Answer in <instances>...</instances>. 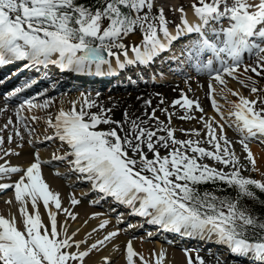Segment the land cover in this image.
Returning a JSON list of instances; mask_svg holds the SVG:
<instances>
[{"label": "snow or ice", "instance_id": "1", "mask_svg": "<svg viewBox=\"0 0 264 264\" xmlns=\"http://www.w3.org/2000/svg\"><path fill=\"white\" fill-rule=\"evenodd\" d=\"M191 7L197 17L195 21L188 18L183 5L178 9L172 6L173 11L180 13V23L175 24L173 32L164 7L157 6L155 0H0V64L26 58L30 65L51 62L77 72H101L107 64L108 70L115 72L126 65L150 66L167 53L171 66L184 70L185 74L193 66L198 72L208 73L210 95L219 91L222 96L232 92L238 97L231 101L233 108L227 113L221 110L215 95H212V104L223 120L240 134L239 142L247 152L246 162L231 147L225 123L215 117L207 125V143L212 147H205L191 137L178 138L176 129L162 121L155 108L148 120H129L130 127L126 128L125 121L112 120L110 114L105 116L110 109L102 105L100 112L89 111L97 101L88 94L72 100L70 108L61 106L54 114L47 113L44 117L54 129L48 138L59 137L68 145L67 151L54 154L53 158L66 160L71 155L68 162L83 179L90 180L95 189L106 195L111 194L115 201L130 205L132 213L185 236L214 239L227 245L233 254L250 255L264 264V212L246 203L248 198L259 199L254 189L264 191V179L242 171H259L249 140H264V95L260 94L264 88H258L256 80V76L264 77V0H231L230 3L229 0H191ZM154 8L157 10L153 11ZM137 29L142 37L139 43L126 44L125 37ZM129 48L134 55H129ZM245 53L256 57L254 63L245 62ZM112 57L116 59L115 65ZM250 72L256 75H249ZM227 76L247 82L255 95L250 97L229 88ZM213 79L224 87L217 89ZM18 90L13 89L7 95L11 97ZM181 99V107L201 108L197 100L187 95ZM54 102L52 96L42 100L29 97L17 104L14 111L24 126L34 131L29 121L41 117L26 115L25 110L47 108ZM146 103L150 104L151 100ZM164 111L168 113L167 108ZM168 117L170 122L171 113ZM8 120L15 124L11 117ZM153 121L157 127L152 126ZM102 122L114 123L117 127H98ZM3 127L8 128V124ZM14 131L20 135V126L16 125ZM186 131L199 134L201 130ZM12 138L13 133H9L7 139ZM4 141L0 130V145ZM20 143H24L23 136ZM161 144L169 151L162 154ZM14 151L8 147L4 154ZM34 155V161L26 168L7 161L0 163V176L23 172L14 182L0 183V189L14 187L24 225L19 227L14 215L0 214V264H85L93 250L107 244L121 230L108 231L81 248L89 235L110 221L104 218L85 234V240L75 239L79 229L69 232L67 220L58 226L57 212L52 211L50 204L72 219L77 213L62 207L60 193L51 190L42 175L44 161L38 151ZM206 157L223 166L209 164ZM57 174L66 175L59 170ZM206 184L213 187L201 188ZM228 188L234 189V194ZM41 201L50 224L42 219ZM71 203H79L74 194ZM102 215L92 213L94 217ZM122 218L118 214V219ZM184 251L188 264H194L190 250ZM137 257L142 264H152L129 239L127 264H137ZM165 257L166 250L161 249L155 255V264H164ZM108 261L110 257L104 256L101 264ZM196 264H204V258L197 255Z\"/></svg>", "mask_w": 264, "mask_h": 264}, {"label": "bare ground", "instance_id": "2", "mask_svg": "<svg viewBox=\"0 0 264 264\" xmlns=\"http://www.w3.org/2000/svg\"><path fill=\"white\" fill-rule=\"evenodd\" d=\"M162 1L163 2H169V5L166 4V8H168V9L171 8L170 12L171 13H173V12L177 13V14H179L178 16L180 17V13H178V10L177 11L172 10L173 5H175L178 9V7L180 6L179 0H171V1L170 0H162ZM229 1L231 2V0H229ZM184 2L185 3L183 4V6L187 9L188 18L190 20H193V21L197 20V17L195 16V14L192 10V7H191V0H184ZM177 20H178V18H177ZM169 22H171V21H169ZM225 23H226V21H225ZM169 27L173 32H175V28H173L174 26L169 24ZM133 39L136 40L135 41L136 43H139L141 38L136 36ZM156 61H158V60H156ZM164 76H165V78L167 77V75H165V74H164ZM152 78H153V74H152ZM133 88H135V87H133ZM179 88H180V84L177 82L172 83V84H167L166 86H163L160 88L161 95L163 98H165V101H167L168 100L167 98L172 97V95H174L175 92L179 91ZM55 93H57V90H55ZM227 93H228V95H230V99H233L236 96L232 92H227ZM231 94H233V96H231ZM109 95L110 94L106 95V93H99L98 96L96 95V93L94 95H90L95 101H97V103H94L93 106L91 107V109H89V111L95 112L102 105L105 108L110 109V113H106V116L110 114L112 117V120L125 121V127L126 128L130 127V125L127 123L129 120H137V122L148 120L149 119L148 114L150 112V104L155 105V103L159 100V99L157 100V98L155 97V92L153 91V89L147 88V87L137 88V90L133 91V92H127V93L122 92V94H115V95L111 96V98H109ZM6 96H8V95L6 94ZM175 96H176V94H175ZM59 97H55L54 103L55 104L57 103L58 105L62 106L63 104L61 102V99L60 100L58 99ZM20 98H22V97H20ZM173 98H170V99L172 100ZM149 99L151 100L150 104L146 103V101ZM205 105H207V103H205ZM60 106H58V109ZM161 108H163V107H161ZM126 110H127V116L125 115ZM157 110H159V109H157ZM212 111L213 110H211V112ZM36 112H37V109H34L31 112L28 111L26 113H27V115L31 116V115H35ZM47 113H49V112H47ZM156 113H157V111H156ZM212 114H213V112H212ZM160 117H162V116L160 115ZM214 117H215V114H214ZM36 121H38V120H36ZM39 122H42V121L39 120L38 123ZM100 125L103 128L104 127L105 128L117 127V125H115L114 123H103L102 122ZM100 125H98V126H100ZM39 130H40V132L42 130L41 134H43L40 136L41 141L46 140L47 136H49L54 131V129L52 127L49 128V125H47L45 128H41ZM118 131H119V129H118ZM47 140H49V139H47ZM262 144H264V140H262ZM33 146L32 145H24L22 147L19 146V149H22V151L24 153L29 154L28 157L20 156L19 159L10 160V159L6 158V155H5V157L0 156V160L5 158L4 162L7 161L10 164L21 165L24 168H26L35 159V156L33 155V151L35 150L36 147H33ZM251 149H252L254 155L255 156L257 155V157L259 158V160H260L259 162H261L262 166H264V162L261 161V158H263L264 156L261 157V155L258 154L259 153L258 149H256L255 147H251ZM39 153H40L41 160L44 161L41 164L42 175H43L44 179L46 180V182L49 184L50 189L54 190V191H58L60 193L62 207L69 208L71 211L77 213L76 218L72 219L70 217H67L65 212L57 210L53 204H50L52 211L57 212L58 226H59L60 222L67 220L69 232H71L77 228L79 229V232L77 233L75 239L85 240V234L90 232L91 229L96 228L97 224H99L104 218H107L110 221L109 224L106 225L103 229H96L95 233H93L92 235H89L86 239V242L81 245V248L89 246L97 238H102L104 235H106V233L108 231H112L115 228H119L121 230L117 234V236L114 237L107 244L93 250V252L90 253L88 257H86L85 264H101L102 258L104 256H109L110 260L113 258H116L118 253L120 252V250H123V251L126 250V244H127V241L129 239L132 240L133 247L138 252H140L142 254L150 253L149 256L150 255H156L159 253V251L161 249H164V250H166V255L170 254V256H171L168 259H173L175 264H186L185 257H188V255L185 253V251L181 252L180 250H175L171 245H169L168 243H165L161 240H158V239L153 240L151 238V234L152 235L156 234L155 231L154 232L151 231L148 233H142V234L140 233L138 235L128 237V234L132 231L131 229L135 228L137 226V223H134V221H131L125 227H119L121 219L111 218V213L113 211L108 212L105 210H98L97 208L93 207L94 205H97L95 203H92V201H94V199L90 198L87 200V199L81 197L84 191L73 189L72 185L75 184L73 180L67 181V179H62L61 176L59 174H57V170H59V172L62 173V171L59 168L56 167V169H54V171L53 170L49 171V169H46L45 165H43V164L47 163V162H48V164H51L52 162H54L53 161L54 159H52V160L47 159L45 150H39ZM51 155H52V153H51ZM21 175H23L22 171L12 173L10 177L6 176V175L1 176L0 177V183L14 182ZM79 181H82V177L79 179ZM90 185L92 186V183H90ZM12 193L13 194L6 195V197H4L5 199L3 201H0V202H5L4 205L0 206V214H3L5 216L14 215L16 220H17V225L19 227L23 228L22 227V225H23L22 214L20 212V202L17 201L15 198V189H14V191H12ZM73 194L79 200V203H77V204L71 203ZM9 198H11L10 202H9ZM14 201H17V207H18L17 214L14 213V210H13V202ZM28 208H29V210L32 209L30 202L28 204ZM39 211L42 214V219L44 220V222L46 224H50V220H49V217L47 215V209L43 205L42 201L39 204ZM94 212L102 213L103 215L94 217V216H92V213H94ZM85 221H87V223H85ZM128 225H131V227H129ZM136 232H137V230H136ZM173 239H174V237H172L171 239L167 238V240H169L171 243L172 242L175 243L176 239H174V240ZM84 245H87V246H84ZM114 245H118V247L114 248ZM153 250H155V252H153ZM123 251H121V253ZM151 259H153V257ZM149 260H150V258H149ZM187 261H188V259H187ZM240 261L246 262L244 259H242ZM117 262L118 263H116V264H127L126 262H124V260H120V259ZM105 264H109V261L105 262ZM137 264H142V262L138 260ZM237 264H239V263H237Z\"/></svg>", "mask_w": 264, "mask_h": 264}, {"label": "rangeland", "instance_id": "3", "mask_svg": "<svg viewBox=\"0 0 264 264\" xmlns=\"http://www.w3.org/2000/svg\"><path fill=\"white\" fill-rule=\"evenodd\" d=\"M179 1H180V4L179 5H183L185 3L184 0L183 1L182 0H179ZM164 3H166V4L169 5V2H164ZM158 4L161 5V6L164 5L162 2L161 3L160 2L158 3L156 1V5H158ZM166 9L170 12L171 11V8L168 9V8L165 7L166 16L169 14L167 16L168 17L167 19L169 21L174 22V21H177V18H178V21L180 22V19H179V16H178L177 13H174V12L173 13H171V12L169 13ZM156 10H157V8H154L153 9V11H156ZM178 13H179V11H178ZM177 23L178 22H176L175 24H177ZM136 36H138L139 38H142L138 29L133 34H130L128 37H125V43L130 45L131 43L135 42L136 40H134L133 38H135ZM113 50L116 51V49H113ZM129 50H131V48H129ZM255 59H256L255 56L249 57L245 53V62L246 63H249V64L254 63ZM159 70H163L162 72H167L166 71V68L165 69H159ZM189 71L190 72H193L192 69H189ZM157 75H159V73H157ZM249 75H256V74L250 72ZM241 76H243V73H241ZM179 77H181V79L178 80V82H180L179 91L178 92H175L174 95H172V97H168L167 98L168 99L167 101H165V98L162 97L161 91H160L161 86H166L165 85L166 83L165 84H152V85H150V88L153 89V91L155 92V97L157 98V100L158 99L159 100L156 102L157 104L155 103V105H151L150 104V112L148 114V118H150V113H151L152 109L155 108L156 111H157L156 115L158 114L157 116H159V117L161 115L162 117H160V119L162 121H165L166 123L169 124V126L174 127L176 129L175 135L178 138L187 139V138L191 137L194 140L200 141V143L203 146H205V147H212V145H209L207 143V131H208L207 125H208V122L211 120L212 117H214V114H215V118H216L217 121H220V122H224L225 123V129L224 130H225L228 138L232 140V146L231 147H233L235 149L236 154L241 157L242 162H246L247 152L243 148L242 144L239 142L240 141V134L233 127H231L230 125H228L223 120V118L220 116V114L215 110L216 109L215 106L212 104V95H215V98L219 102V105H220L221 110L223 112L227 113V112L231 111L232 108H233V105H232L231 101H235L238 98L235 96L233 99H230V95H228L227 92L225 93L224 96H222V95L219 94V91H217L214 94L212 93L210 95L209 94L210 93V89H209V79H210V75L208 73L198 72L197 71V72H195V74H181ZM189 77H191V78H189ZM202 78H203V81H202ZM226 79H227V82H228L227 86L229 88H232L233 87L232 89L238 90L242 94L249 95L250 97L255 95L254 93H252L250 91V88L247 86V82L241 83L240 81L236 80L232 76H227ZM194 80H197V81L194 82ZM256 80H257V87L258 88H264V77L256 76ZM213 83H214V86L215 87L217 86L216 87L217 89H219L221 87H224L223 85L219 84V82H216L214 79H213ZM191 84H192V86H191ZM84 91H85V89L84 90L83 89H80V91H79V89H75V90L73 89L71 91H59L58 93H55V95L56 94H61V95H63V94L75 95V94H77L79 92H81V94H84ZM92 92H94V93L96 92L98 94L100 93L99 90H96V91L93 90ZM122 92L123 93H127V91L116 90V91H114L112 93H106V95L107 94H110L109 95V98H111L112 95L121 94ZM85 94H87V93H85ZM175 94H176L177 97L175 96ZM260 94L261 95H264V91H262ZM184 95H187L190 99L197 100L198 103L200 104L202 110H201V108H197L195 105H193L192 108H188L187 106L181 107L180 105L183 104V100L181 99V97L184 96ZM46 96H50V95H46ZM59 96H57V97H59ZM231 96H233V94H231ZM72 98L73 97H68L66 99L63 98V102H62V99L60 97L58 99L59 100L61 99V102L63 104L62 106L65 109H68V108H70L72 106L71 105V101L74 100ZM170 98H173V99L171 100ZM173 100H177L178 103L177 104L171 103ZM6 101L7 100H4V99H1L0 98V103H1L0 110H2V107L4 106V103ZM205 103H207V105H205ZM79 104H80V101L78 100L77 101V107L79 106ZM11 105H13V104H8L7 106L9 107ZM16 105H13L14 106V109H15V106ZM53 105H54V107H52ZM58 106H60V105H58L57 103L56 104L55 103H52L51 106H50L52 108L51 109H48V110L46 109V111H42V116L45 117L48 111H50L49 113H53L54 114L58 110ZM50 107H47V108H50ZM55 107H57V110H56ZM161 107H163V108H161ZM165 108H167L168 113H171L170 122H169L168 113H166L164 111ZM14 109H13V112L11 114H14L15 113ZM42 109L43 108H40L39 111L42 110ZM100 109H101V106L96 111L99 112ZM157 109H159V110H157ZM8 110H6V113L3 112V113H5L4 115L0 116V130H2V134L5 136L4 144L3 145H0V148H3L4 151L3 152H0V154H4L7 151V148L8 147H12V148L15 149L16 147H19V146L22 147V146H24V145H19V136L16 137L17 135L15 134V131H14L15 126L16 125H19V119L18 118H14L13 115H11V114L6 115L8 113ZM211 110H213L212 111L213 114H212ZM26 111L28 112V110H26ZM37 111H38V109H37ZM101 111H102V109H101ZM0 114H1V112H0ZM26 115H27V113H26ZM104 115L106 116V113H104ZM201 116L204 117L203 120L199 119ZM9 117L12 118V121H14L15 124L9 123V120H8ZM42 122H39L36 125H39V127L41 125H44L41 128H45L47 126V123L45 121H42ZM5 124H8V128H6V129L3 127ZM154 124H155V122L153 121V125L152 126L153 127H157ZM41 128H39V129H41ZM192 128L200 129L201 131L199 132V134L191 133V132L186 131L187 129H192ZM39 132H40V130H39ZM41 132H42V130H41ZM9 133H13V138H12L11 141H9L7 139V136H8ZM161 134H163V132H161ZM37 135H38V132L37 131H31L27 138L28 139H33V141H34V139L36 138ZM22 136H25L26 137V135H24V134ZM25 137H23L24 138V141L26 140ZM201 138H203V139H201ZM39 140H40V137L38 138V140H37L36 143L35 142L32 143V146L35 144L33 147H36V149L38 148L36 145L43 144V143L40 142L41 140L40 141ZM58 141L63 144L62 141H60V140H58ZM55 143L56 142H53V141L52 142H47V145L46 146L47 147H53L55 145H58L57 143L56 144ZM249 145H250V147H255L256 149H258V151H259L258 154H260L261 157L264 156V146H263L264 144L262 145L261 139H251V140H249ZM40 150H45V149L41 148ZM160 150H161V153L162 154H164L165 152L169 151V149H165L162 144L160 145ZM65 151L66 150L54 149L51 153H52V156H54V154L59 155L60 153H63ZM45 153H46V150H45ZM51 153H48V152L46 153L47 159L52 160V158H49L51 156ZM148 154L149 155H152L151 152H149ZM0 156L5 157V155H0ZM20 156H26V157H28L29 154L24 153L22 151V149H19L18 148L15 153L13 152V153H9L8 156L6 155V158H8L10 160H16V159H19ZM4 159L0 160V163H3L4 162ZM205 159H206V161L209 164H214L217 167H222L223 166L219 162H216L211 157H206ZM256 159H257V168L259 169V171H249L247 169H242V171H243V173L245 175H251L254 178L264 179V166H262L261 162H259L260 160L257 157V155H256ZM56 161L52 162L51 164H55ZM261 161L264 162V157L261 158ZM65 163H68V162L66 161ZM46 164H48V162L43 164V165H45L46 169H49V171H52L48 166H46ZM57 165H62V163H57ZM70 167H72L71 164H66L65 166L59 167V169L61 171H63L62 173H66V175H60L62 179H67V181H68V180H74V179L77 178V176L79 175V172H71L70 169H69ZM54 169H56V166H54ZM76 187H78V186H76ZM12 189H14V187L13 188L12 187L9 188L10 191ZM78 190H80V189H78ZM5 192L6 191H3V192L0 191V195L1 194L2 195H5L6 194ZM3 193H5V194H3ZM84 197L86 198L87 196L84 195ZM4 203L5 202H1L0 206L4 205ZM13 205H14V203H13ZM13 210H14V213L17 214V212H18L17 210L18 209L15 208V207H13ZM22 227H24V225H22ZM138 234H140V233H138ZM180 246H182V245H175L174 246V249L175 250H181V247ZM121 251H123V250H120V252L118 253L117 257L116 258H113L112 260H110L109 264H116V263H118L117 261H119V259L120 260H126L127 261L126 252H125L126 250L124 252H122V253H121ZM191 252H192V257H193L194 264H196L197 252H195V251L194 252L191 251ZM149 254L150 253H148V254L145 253L143 255H145V258H147V259L150 258V260L152 261V263L155 264V262H154L155 261L154 260L155 255L154 256H152V255L149 256ZM199 256H201V257L204 258V264H235L236 263V262H229V261H227L225 259H221L218 256H216V254H213V253L202 254V255H199ZM152 257H153V259H151ZM170 257H171L170 254H167L166 255L165 260H164V264H175L174 261H173V259H168ZM220 257H222V256H220ZM185 259H186V264H188V261H187L188 257H185ZM239 264H243V263H239Z\"/></svg>", "mask_w": 264, "mask_h": 264}, {"label": "trees", "instance_id": "4", "mask_svg": "<svg viewBox=\"0 0 264 264\" xmlns=\"http://www.w3.org/2000/svg\"><path fill=\"white\" fill-rule=\"evenodd\" d=\"M207 187L209 189H211L213 187V185L211 184H206V185H202L201 188ZM228 192H231L234 194L235 190L232 188H228L227 189ZM256 191V195L259 199L253 200L252 198H248L246 200V203L255 208L256 210L260 211V212H264V204L261 203V201H264V192L261 190H255Z\"/></svg>", "mask_w": 264, "mask_h": 264}]
</instances>
